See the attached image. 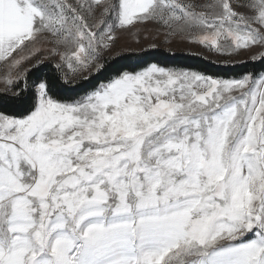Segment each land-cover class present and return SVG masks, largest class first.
I'll return each instance as SVG.
<instances>
[{
	"label": "snow or ice",
	"instance_id": "obj_1",
	"mask_svg": "<svg viewBox=\"0 0 264 264\" xmlns=\"http://www.w3.org/2000/svg\"><path fill=\"white\" fill-rule=\"evenodd\" d=\"M160 37L264 62V0H0V264H264V76Z\"/></svg>",
	"mask_w": 264,
	"mask_h": 264
},
{
	"label": "trees",
	"instance_id": "obj_2",
	"mask_svg": "<svg viewBox=\"0 0 264 264\" xmlns=\"http://www.w3.org/2000/svg\"><path fill=\"white\" fill-rule=\"evenodd\" d=\"M162 58L166 59L169 63L178 65H193L197 68L204 69L211 74H220L226 76H236L242 72H252L261 76L264 74V62L258 60H249L238 64H218L206 57L188 53V52H174L170 55L167 50L161 49ZM46 61L45 63H49ZM34 71V69H33ZM103 77L97 75L90 77L87 80H79L68 89L62 90L64 95L77 96L83 94L85 90H89L92 86L97 84ZM10 92H1L0 96L10 95Z\"/></svg>",
	"mask_w": 264,
	"mask_h": 264
},
{
	"label": "rangeland",
	"instance_id": "obj_3",
	"mask_svg": "<svg viewBox=\"0 0 264 264\" xmlns=\"http://www.w3.org/2000/svg\"><path fill=\"white\" fill-rule=\"evenodd\" d=\"M146 27H147V29H149L154 34L155 27L153 25H147ZM140 35L141 36H146V35H149V32L145 31L144 28L142 27L141 31H140ZM136 39H137V37H136L135 34H125L124 36L121 37V44L124 43L125 40H127L128 42H133ZM162 41H163V37H160L157 40V43L160 44V49L168 50V48L171 47L174 52L193 53V54H197V55L206 57V58H208V59H210V60H212V61H214V62H216L218 64H224V63H222V59L223 58L217 57L215 55H211V54L207 53L206 51H204L203 49H201L199 47H196V46H193V45H188V44L168 45V44L163 43ZM233 59H234V62L232 64H238V63H243V62L252 60L248 53H244V54H242V55H240L238 57H234ZM258 59L259 58H257L256 60H258ZM46 61H48V60H45V62ZM28 67H32V66L28 65ZM5 72H6V70H5L4 66L2 64H0V93L1 92H5V88L8 87L3 82V78H4V75H5ZM261 76H264V74H262Z\"/></svg>",
	"mask_w": 264,
	"mask_h": 264
}]
</instances>
